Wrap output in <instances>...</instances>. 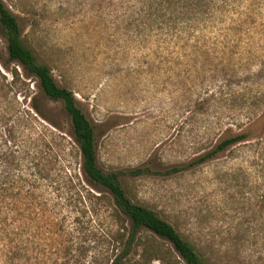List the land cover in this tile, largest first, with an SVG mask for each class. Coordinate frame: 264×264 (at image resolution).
<instances>
[{"label":"rangeland","instance_id":"374dc122","mask_svg":"<svg viewBox=\"0 0 264 264\" xmlns=\"http://www.w3.org/2000/svg\"><path fill=\"white\" fill-rule=\"evenodd\" d=\"M3 1L18 17L26 43L40 53V61L52 67L59 84L74 92L94 125L98 165L103 170L149 166L162 172L186 165L212 149L230 130L236 133L237 126L246 123L239 115V102L234 103V116L229 113L232 102L214 103L210 99L214 86L227 83L237 65L225 69L219 60L204 64L205 56L180 53L172 47L163 50L162 45L147 41L139 32L141 25L135 26L140 21L130 24L140 20L134 15L132 0ZM226 59L233 58L227 55ZM6 61V43L0 36V70L7 82L12 81L15 70L20 77L12 92L4 91L8 96L0 95L5 117L14 115L15 109L28 110L31 98L37 97L48 121L56 127L32 113L36 120L28 121L31 131L43 125L50 129L44 140L57 160L52 168H65V180L69 175L80 176L81 155L63 105L47 99L37 80L27 77L18 63L7 65ZM234 83L238 84L237 80ZM233 90L247 92V98L258 95V88L250 84L235 85ZM15 122L19 132L28 126L25 120L20 128ZM263 131L264 126L259 127L258 133ZM258 164L255 154L241 146L176 176L127 174L121 179L129 198L193 232L214 261L263 264L264 179ZM52 197L45 216L61 219L65 215L66 225H71L75 215L68 213L63 200ZM90 202L88 213L78 215L82 221L92 219V224H84L81 231L65 228L64 240L79 238L78 243L87 250L84 261L99 264L105 247L100 235L115 231L117 225L109 208L96 205L94 199ZM33 225L41 226L47 236L55 231L51 221ZM49 245L53 253L58 244ZM151 264L169 263L153 260Z\"/></svg>","mask_w":264,"mask_h":264},{"label":"trees","instance_id":"16d2710c","mask_svg":"<svg viewBox=\"0 0 264 264\" xmlns=\"http://www.w3.org/2000/svg\"><path fill=\"white\" fill-rule=\"evenodd\" d=\"M132 2L134 15L140 20L135 19L130 24L140 21L135 26L141 25L139 32L147 41L162 45L163 50L172 47L180 53L205 56L208 59L204 64L219 60L225 69L230 64L237 65L227 83L212 85L214 92L210 99L214 103L232 102L229 113L234 116L237 114L234 103L239 102L242 108L238 112L246 123L237 126L239 131L236 133L230 130L212 149L186 165L162 172L153 171L149 166L107 172L98 165L95 127L74 92L61 86L52 67L40 61V53L24 40L18 17L0 0V36L6 43V64L18 63L27 77L37 80L47 99L63 105L81 155V178L75 174L65 180L68 176L65 168H52L57 160L44 140L45 132L52 131L44 125L40 130L31 131L33 126L28 123L30 119L36 120L33 114L49 122L37 97L31 98L28 110L15 109L14 115L9 117H5V107L0 101V264H87L83 257L87 252L84 244L78 243L79 238L74 236L64 240V231L65 228L81 231L84 224H92V219L82 221L78 213H88L90 205L87 204L93 199L97 201L96 205L109 208L117 225L115 231L100 235L105 247L102 249L103 261L99 264H151L153 260L169 264H223L208 255L193 232L183 229L177 221L175 225L171 224L155 210L129 198L121 178L127 174L136 177L146 174L176 176L242 146L255 154L260 164V178L264 179V131L258 133L259 127L264 126V0ZM227 55L233 59L227 60ZM2 64L7 68L5 63ZM19 80L16 70L12 72L11 82H7L0 70V95L8 96ZM236 80L238 84L234 83ZM240 84L257 87L258 95L247 98V92L234 91V86ZM6 89L7 95L4 94ZM23 120L28 126L21 129ZM15 121L21 132L15 130ZM49 124L56 127L54 123ZM52 195L63 200V206L69 208L68 213L75 215L71 225H66L65 215L61 219L45 216L49 203L53 201ZM262 204L264 206V201ZM50 221L54 223L52 229L55 228L50 231V236L41 226L33 225ZM62 236L63 241H60ZM51 242L58 244L53 253L49 251ZM51 255L55 258L52 259Z\"/></svg>","mask_w":264,"mask_h":264}]
</instances>
